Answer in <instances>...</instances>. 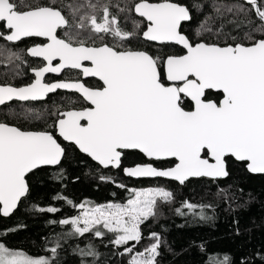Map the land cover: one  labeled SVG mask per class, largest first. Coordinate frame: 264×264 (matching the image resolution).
Listing matches in <instances>:
<instances>
[{
  "label": "snow or ice",
  "instance_id": "1",
  "mask_svg": "<svg viewBox=\"0 0 264 264\" xmlns=\"http://www.w3.org/2000/svg\"><path fill=\"white\" fill-rule=\"evenodd\" d=\"M246 3L260 21L258 30L264 33L260 0ZM86 6L90 11L83 14L79 12L85 5L69 6L74 21L70 23L54 4L0 0V40L15 44L24 38H42L26 52L43 61L32 69V83L23 87L0 86V105L14 99L44 100L57 90L74 91L83 101L79 108H57L52 112L55 120L47 125L50 130L25 131L0 122V215L10 216L28 195L29 174L59 168L67 153L58 138L89 157L98 170L120 169L126 150H137L149 161H174V166L167 169L150 162L125 167L123 172L128 177L167 178L181 185L190 178L216 180L229 175L227 158L239 162L249 173L264 174V37L257 39L249 34L247 44L208 43L200 39L205 33H213V17L208 15L196 29L197 40L193 42L180 31L182 22L192 19L190 9L173 0H134L131 5L120 7L121 12H134L142 18L133 21L132 31L120 27L109 4L88 0ZM193 7L202 9L198 4ZM98 9L102 16L97 15ZM215 12L220 15L219 8ZM59 29L64 30L63 37L58 34ZM141 34L146 42L179 45L184 54L161 60L147 50L123 47ZM220 34L215 33L217 39ZM109 37L111 44L106 42ZM6 59L22 61L21 55L11 49L7 50ZM65 69L77 70L79 76L93 77L100 83L88 87L78 78L44 82L46 73L60 74ZM62 178L61 169L53 179ZM99 179L114 183L104 175ZM127 191L131 195L125 203L92 206L89 201L75 204L58 195L54 199L65 200L79 209L78 215L62 218L58 223L71 226L67 236L93 233L102 238V228L114 234L110 242L117 247L132 241L139 243L143 239L141 225L156 215L158 201L171 202L173 193L163 187ZM33 207L52 214L60 211L53 206ZM184 207L196 214V205L184 202ZM203 207L200 206L201 219L206 218ZM149 239L154 242L140 252L134 251L135 244L124 247L121 255H130L128 264H157L161 240L155 232L149 233ZM59 247L57 238L49 249L52 259ZM78 250L82 257L97 255L91 244ZM260 258L264 260V256ZM0 264L52 261L30 257L0 242ZM213 264H229V257ZM241 264L246 262L242 260Z\"/></svg>",
  "mask_w": 264,
  "mask_h": 264
},
{
  "label": "trees",
  "instance_id": "2",
  "mask_svg": "<svg viewBox=\"0 0 264 264\" xmlns=\"http://www.w3.org/2000/svg\"><path fill=\"white\" fill-rule=\"evenodd\" d=\"M32 4L54 6L62 10V14L73 23L72 9L85 5L79 14L90 11L87 8L88 0H28ZM134 0H91L99 5L109 4L112 16L118 18L120 27L132 31L133 21H141L133 12L120 11V7L131 5ZM161 2V0H151ZM190 9L192 19L184 24L181 32L190 40H197L196 29L201 21L212 15L213 33H205L200 39L208 43H249L246 39L251 34L259 39L264 33L258 30L260 21L255 17L251 6L238 2H219L217 0H173ZM230 4L231 12L225 5ZM198 4L201 8H194ZM235 4L236 6H232ZM264 8V0H260ZM119 5V7L117 6ZM218 5V6H217ZM220 9L217 15L215 9ZM226 8V9H225ZM232 8H235L234 10ZM239 15L234 16L233 13ZM98 16L102 12L97 11ZM78 19V16H77ZM221 33L219 39L215 33ZM233 38H235L233 40ZM141 35L124 44L125 49L147 50L154 57L161 60L168 55H180L182 52L174 46H154L141 42ZM106 42L112 43L107 38ZM15 48L0 47V72L4 68L13 69L15 76L10 78L14 84L31 78L26 64L21 61H8L7 50ZM17 52L19 50H16ZM20 52V51H19ZM83 101L75 95L60 94L49 97L43 103H12L0 108V122L19 127L25 131H42L52 124L55 116L51 115L57 108H79ZM187 107V105H186ZM58 142L66 148V156L57 169L45 168L28 175V195L21 200L16 211L9 217L0 215V242L12 250L21 251L33 258L45 257L52 264H128L130 255H121L124 247L135 244V252L143 251L153 240L149 233L155 232L161 240L160 255L157 264H213L215 260L229 257V264H264L260 256H264V176L250 175L246 168L232 158H227L226 167L229 175L223 180H208L205 178L191 179L180 186L175 182L162 179L132 180L123 175V168L133 167L136 164L153 163L160 169H167L174 165V161H147L140 153L125 152L120 169H97V166L86 156L80 154L72 145ZM63 170V178L53 179L56 172ZM101 175L110 177L113 182H104ZM117 184L125 185L124 188ZM149 187H163L173 193L169 203L159 202L156 215L141 225L143 239L136 243L117 247L110 241L113 233L106 230L102 238L93 233L84 236H67L71 231L70 225L62 226L58 221L62 218H71L79 214V209L73 208L65 200L54 199L56 196L66 197L75 204L89 201L90 205H104L107 203H125L131 193L127 189H141ZM242 190V191H241ZM184 202L196 205V214L186 207ZM34 205L47 208L49 206L60 209L55 214L35 210ZM205 219H201V208ZM180 209L181 212H177ZM57 223L51 224L49 221ZM100 227V226H98ZM13 229H15L13 231ZM4 233H7L4 235ZM60 238V247L52 259L49 249L55 246ZM89 244L97 253L96 256L82 257L81 248ZM259 254V255H258Z\"/></svg>",
  "mask_w": 264,
  "mask_h": 264
},
{
  "label": "flooded vegetation",
  "instance_id": "3",
  "mask_svg": "<svg viewBox=\"0 0 264 264\" xmlns=\"http://www.w3.org/2000/svg\"><path fill=\"white\" fill-rule=\"evenodd\" d=\"M225 2H227V1H225ZM238 3H240V2H238ZM134 16H135V14H134ZM136 18H138V17H136ZM138 19H140V18H138ZM182 26H181V28H182ZM58 34L61 37H63L64 36V30L63 29H59L58 30ZM141 39H142L141 42H144L146 44L159 46V45H156V44H151V43L145 42L143 40V38H142V34H141ZM40 40L41 39H39V38H25V39H22L21 41H19L18 43H15V44H6L5 41L0 40V47L9 48L10 46H12V47L15 48L14 52L19 53L21 55L22 61L13 59L14 64H15V62H19V61H21L22 63H25L26 64V68H27V72H28L29 76H31V78H29L28 80H23L19 84H14V83H12L10 81V78L15 76V72L13 71V69L4 68V71L0 72V86L11 85V86H14V87H23V86H26V85H28V84H30V83H32L34 81V75H33L32 69L38 68L39 66H41L43 64V61H42V59L33 58V57L28 56L26 50L29 47H32L35 43L40 42ZM130 41L125 42V44H129ZM124 46H126V45H124ZM160 46H166V45H160ZM168 46H171V45H168ZM174 47H176V46H174ZM16 50H19L20 52L19 51L17 52ZM133 50H135V49H133ZM181 52L182 53L180 55H183L184 52L182 50H181ZM54 63H56V62L54 61ZM77 78L80 79L82 82H84L86 84V86H88V87H97L99 85V83H100L99 81H97V80H95L93 78L83 79L81 76H79L77 70H64L59 75H53V74L46 75L45 78H44V82L53 83V82H57V81L74 80V79H77ZM58 93H60L62 95H64V94L75 95L79 99L82 100V98L77 93H66V92H61V91H57L56 93L47 96L46 100L49 97H53V96L57 95ZM45 101H43V102H45ZM43 102H36V103H43ZM12 103H18V102H11V103H8V104H5V105L1 106L0 108L4 107L6 105H10ZM27 103H30V102H27ZM36 103H34V104H36Z\"/></svg>",
  "mask_w": 264,
  "mask_h": 264
},
{
  "label": "water",
  "instance_id": "4",
  "mask_svg": "<svg viewBox=\"0 0 264 264\" xmlns=\"http://www.w3.org/2000/svg\"><path fill=\"white\" fill-rule=\"evenodd\" d=\"M218 1H220V2H225V1H227V2H240V3H244V4H246V5H248L247 3H246V0H218ZM250 6V5H249ZM136 16V15H135ZM137 17V16H136ZM139 18V17H138ZM140 19H142V18H140ZM186 23H189V21H187V22H182V25L183 24H186ZM181 25V26H182ZM180 30H181V28H180ZM25 39V38H24ZM39 39H42V38H39ZM146 42V41H145ZM16 43H18V42H16ZM147 43H151V44H156V45H161V44H158L157 42H147ZM165 45H171V46H176V47H178V48H180L183 52H184V50L182 49V47L181 46H179V45H173V44H165ZM38 59H41V58H38ZM85 63H87V62H85ZM65 70H68V69H65ZM49 74H53V75H59V74H55V73H46L45 74V76L46 75H49ZM33 75H34V73H33ZM35 78V77H34ZM83 79H86V78H84V77H82ZM88 78H93V77H88ZM93 79H95V80H97L96 78H93ZM98 81V80H97ZM57 91H61V92H66V93H76V92H74V91H70V90H57ZM56 91V92H57ZM56 92H54V93H56ZM54 93H50V94H48V96L49 95H52V94H54ZM78 94V93H77ZM79 95V94H78ZM80 96V95H79ZM47 98V97H46ZM46 98L44 99V100H40V101H18V100H12V101H9V102H6L5 104H8V103H11V102H18V103H27V102H30V103H36V102H43V101H45L46 100ZM4 104V105H5ZM1 106H3V105H0V107ZM58 139H60V138H58ZM64 144H67L66 142H64L62 139H60ZM67 145H69V144H67ZM129 151H135V152H138L137 150H126L125 152H129ZM79 152V151H78ZM80 153V152H79ZM139 153V152H138ZM80 154H82V153H80ZM141 154V153H140ZM82 155H84V154H82ZM147 161H149L148 160V158H146L143 154H141ZM84 156H86V155H84ZM87 157V156H86ZM87 158H89V157H87ZM90 159V158H89ZM234 160V159H233ZM160 161H172V160H160ZM93 162V161H92ZM94 163V162H93ZM95 164V163H94ZM174 166V165H173ZM109 169H113V170H117V169H115V168H109ZM249 173V172H248ZM250 175H253V176H264V174H252V173H249ZM123 175L126 177V178H129V179H132V180H155V179H162V180H167V181H170V182H175V181H172V180H170V179H167V178H135V177H128V176H126L125 174H124V172H123ZM226 178V177H225ZM225 178H219V179H216V180H223V179H225ZM191 179H201V178H190L189 180H191ZM205 179H208V180H212V179H210V178H205ZM188 180V181H189ZM213 181H215V180H213ZM187 182V181H186ZM185 182V183H186ZM175 183H177L178 185H180V186H182L181 184H179L178 182H175ZM184 185V184H183ZM23 199V198H22ZM20 203V202H19ZM16 211V210H15ZM14 211V212H15ZM13 212V213H14ZM12 213V214H13ZM11 214V215H12ZM10 215V216H11ZM3 216V215H2ZM9 217V216H8Z\"/></svg>",
  "mask_w": 264,
  "mask_h": 264
},
{
  "label": "rangeland",
  "instance_id": "5",
  "mask_svg": "<svg viewBox=\"0 0 264 264\" xmlns=\"http://www.w3.org/2000/svg\"><path fill=\"white\" fill-rule=\"evenodd\" d=\"M220 4H221V5H219V6H222V4H224V5H225L224 7L228 8V9L231 8V7H230V4H227V3H220ZM217 6H218V5H217ZM232 6H236V5L233 4ZM226 8H225V9H226ZM228 9H226V10L228 11ZM232 9L234 10L235 8H232ZM228 12H229V11H228ZM230 12H231V11H230ZM236 14L239 15L238 12L233 13L234 16H237ZM81 226H82V225H81Z\"/></svg>",
  "mask_w": 264,
  "mask_h": 264
}]
</instances>
